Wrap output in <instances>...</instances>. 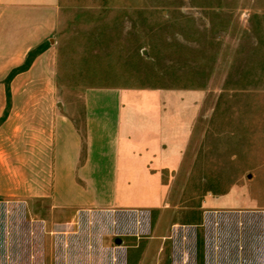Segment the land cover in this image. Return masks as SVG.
Segmentation results:
<instances>
[{
    "label": "rangeland",
    "instance_id": "374dc122",
    "mask_svg": "<svg viewBox=\"0 0 264 264\" xmlns=\"http://www.w3.org/2000/svg\"><path fill=\"white\" fill-rule=\"evenodd\" d=\"M54 42V101L118 89L178 166L162 213L0 197V264H264V0H58Z\"/></svg>",
    "mask_w": 264,
    "mask_h": 264
},
{
    "label": "crops",
    "instance_id": "0c3cea01",
    "mask_svg": "<svg viewBox=\"0 0 264 264\" xmlns=\"http://www.w3.org/2000/svg\"><path fill=\"white\" fill-rule=\"evenodd\" d=\"M57 8L58 0H0V197H44L55 209L112 218L162 213L173 183L171 127L151 115L143 143L138 105L116 88H87L80 106L54 101ZM124 109L134 116L124 120ZM116 238L120 249L138 247Z\"/></svg>",
    "mask_w": 264,
    "mask_h": 264
},
{
    "label": "water",
    "instance_id": "95a60500",
    "mask_svg": "<svg viewBox=\"0 0 264 264\" xmlns=\"http://www.w3.org/2000/svg\"><path fill=\"white\" fill-rule=\"evenodd\" d=\"M59 106L61 107V105L59 104ZM116 244H120L121 240L119 238H116L114 241Z\"/></svg>",
    "mask_w": 264,
    "mask_h": 264
}]
</instances>
